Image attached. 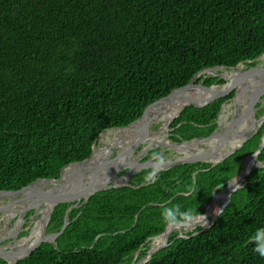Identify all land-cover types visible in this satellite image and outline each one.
I'll list each match as a JSON object with an SVG mask.
<instances>
[{"label": "trees", "instance_id": "trees-1", "mask_svg": "<svg viewBox=\"0 0 264 264\" xmlns=\"http://www.w3.org/2000/svg\"><path fill=\"white\" fill-rule=\"evenodd\" d=\"M262 53L264 0H0V190L58 177L64 165L91 154L101 132L133 122L148 104L186 85L197 72L216 66L229 70ZM225 74L231 79L234 73ZM197 82L210 86L224 80L202 73ZM232 96L200 108L187 105L169 122L182 103L166 120L168 139L212 134L222 104ZM154 123L162 128L155 117L137 128L152 130ZM260 136L264 141V123L212 167L209 162L176 165L151 181L145 177L153 170L145 169L127 185L95 193L68 212L71 222L57 238V248L41 243L14 264H130L138 248L140 260L144 247L166 226L163 209L180 204L181 211L207 212L213 190L220 189L219 198L242 169L241 159L245 166L252 162ZM158 152L151 149L142 159ZM258 159L264 163V147ZM83 167L68 165L63 179ZM68 206H54L47 232L60 229ZM259 227H264L262 167L233 193L209 228L176 239L145 264H264L249 242ZM7 263L0 258V264Z\"/></svg>", "mask_w": 264, "mask_h": 264}, {"label": "bare ground", "instance_id": "bare-ground-1", "mask_svg": "<svg viewBox=\"0 0 264 264\" xmlns=\"http://www.w3.org/2000/svg\"><path fill=\"white\" fill-rule=\"evenodd\" d=\"M224 71H230L225 70ZM223 71V72H224ZM210 72H217V70H209L208 74H211ZM231 79H227L226 76L223 73L222 77L226 79V81L223 84L220 85H213L211 88L206 89L205 87L201 86V84H198L197 86H194V82L180 90H183L178 96L172 98L169 102L168 96L167 98L159 101L154 105L152 110L141 116L138 120L135 122L125 126V127H119L115 129H108L105 132H101L100 140L102 143H104V146H100V142H98L93 150V153L89 159H87L83 163H78V165H84L83 170H81L78 173H72L70 176L63 179V172L64 169L61 171V177L60 180H50L46 183H52V185L49 188H45V186L38 187V188H32L16 191L15 193L6 195L7 197H13L11 195L17 194L16 200H14L10 205H2L0 204V208H2V212L5 213L6 216L14 217L15 214H19L23 212V210L32 207V206H38L37 212L41 214L40 220L38 222H35L34 220L33 229L31 233H29L28 236L24 237L22 240V243H25L26 241L32 242L33 240H36L42 236V227L44 222L48 219V216L53 209V207L59 202L67 199V195L69 193H74L83 190L88 183L92 179V168L99 163L107 154L113 153L116 149L125 151L120 159L126 160L132 157L134 149H136L137 146L143 145L146 146H152L156 143H166L165 138H157L158 133H162L168 129L166 125V120L175 112V110L183 103L182 108L179 110V112L190 102H203L205 101L211 94H214L218 91L224 90L227 87H229L232 82L235 83V94H234V103L237 105V109L240 108V110L236 111L233 110L229 115V120L224 121V118H226V114H223L222 109V122L220 123L223 126V130L227 129L230 121V126L228 127L226 139L224 141V144L219 149V153L227 152L228 150L232 149L236 145H238L240 142H242L248 135L251 133L255 127L256 123L255 121H251L253 114L255 115L254 111V105L255 103L260 99L259 97L264 93V69L259 71H251V72H233ZM258 75V76H257ZM257 76V77H256ZM230 77V76H228ZM252 85V86H250ZM240 89V91H238ZM179 90V91H180ZM194 91L198 92L197 95L188 96V91ZM177 92V91H176ZM238 92V93H237ZM167 102V103H166ZM169 105V109L166 111V108ZM250 105H253L252 109H248ZM229 106V105H228ZM227 106V107H228ZM158 110L156 113L154 111ZM179 112L175 115L177 116ZM226 112V109L225 111ZM228 114V112H227ZM175 116L173 118H175ZM256 116V115H255ZM151 117H155L158 119L161 124L162 128L158 131L153 130H144V129H138L139 123H147L150 121ZM172 118V119H173ZM171 119V120H172ZM171 120L169 122H171ZM99 138V137H98ZM218 140V135L216 134L214 137L210 139H201V140H193L190 142H186L180 145H176L177 150L180 153H191L192 149H196V147H199V145H206V147H213ZM259 150V149H258ZM258 152V151H257ZM218 153V154H219ZM257 155V153H256ZM256 155L251 163L245 166V168L249 169L256 163ZM119 166L117 164H113L109 167H107L102 173L100 174V181L107 179L110 177L112 173L118 168ZM135 168V167H133ZM240 176H237L235 180H238ZM120 179H118L119 181ZM233 183V182H231ZM48 189H54L56 191H59V194L50 196L44 199H38L37 197V191H44ZM230 192L229 188H225L223 194L215 199V197L212 199V205L210 209L203 213V215L208 218V221L218 213V211L222 208V206L225 204L228 193ZM4 197H1L2 199ZM219 201L217 207L216 201ZM22 221V218L17 219V224L15 223L11 229V232H7V236L9 237L13 235L20 226V223ZM177 230L178 234H184L186 233V230L183 231L181 228H167L166 232L171 233L172 231ZM1 238V237H0ZM166 239V233L162 234L158 237H156L152 243H151V250H154L155 248L161 246ZM22 243L18 244L15 248L12 250L6 252L7 259L9 261V264H12V261L18 257L19 255L25 254L28 250V246L24 244L23 246H20ZM27 246V247H26ZM4 249V247L0 244V250ZM150 250V249H149ZM14 253V254H12ZM147 254L141 258L140 260L136 261L137 255L133 257L130 264H141L145 261L147 258Z\"/></svg>", "mask_w": 264, "mask_h": 264}, {"label": "water", "instance_id": "water-1", "mask_svg": "<svg viewBox=\"0 0 264 264\" xmlns=\"http://www.w3.org/2000/svg\"><path fill=\"white\" fill-rule=\"evenodd\" d=\"M260 57H264V53L258 55L253 60H248L246 62H239L235 66L230 67L229 70H234L235 68H237L238 65H242V64L243 65H247L250 62L256 61ZM223 68L224 67H222V66H216V67L206 68V69H203V70L197 72L186 85L178 87V88H175L170 93H168L167 95H165V96L153 101L152 103L148 104L144 108V110L142 111L140 117L142 116V114L144 113L145 109L149 105L160 101L162 98L167 97L168 95H170L175 90L182 89V88H185V87L191 85L194 82V80L196 78H198L203 72L208 74L209 70H217V72H210V73L213 74V75H218V76L220 75L222 77L223 75H221V72H219L218 70H224ZM263 68L264 67H260V66L254 65V66H251V67L247 68L244 71H247V72L259 71V70H261ZM225 70H227V69H225ZM200 84H201V86L205 87L206 89H209V88H211L214 85V84H212L210 86H206V85H204L202 83H200ZM234 87H235V83L232 82V84L229 87H227L224 90H221V91H218V92L214 93L213 95L208 97L205 100V102H203L202 104L196 105V104L190 103L188 105H193V106L198 107V108L203 107V106L207 105L208 103H210V102H212V101H214V100H216V99H218L220 97H224V96L230 94L234 90ZM232 97H233V102H234V96H232ZM263 98H264V96H263ZM252 107H253V105H250V107L248 109L251 110ZM222 109H223V104L221 106V109H220V112L218 113L217 118L219 117L220 113L222 112ZM235 109H236V111L240 110V108L237 109V105L236 104L234 105V110ZM140 117H138L136 120H138ZM253 118H254V121H255L254 123H256L255 129L251 133H249V135L242 142H240L238 145H236L232 149L228 150L227 152L219 153V149L224 144V141H225L226 135H227V131H228V127L230 126L231 119L229 121V125H228L227 129H224V130L221 129V130H218L216 132L214 131L212 134H210V135H208L206 137H202V138H193V139H190V140H183V141H180V142H171L169 144L168 143H156V144H154L152 146H146V147L140 148L137 153H134L132 155V157H130L129 159H126V160L120 159L122 154L125 152V151H122V150H118L117 149L113 153L107 154L101 161H99V163H97L92 168V170H93L92 179H91V181L88 183V185L83 190L78 191V192H74V193H69L67 195V199L58 202V203H60V202L69 203V206H68V208L66 210V213H65L63 224L61 225L60 229L58 231H55V232H47V224H48V221L50 219V215H51V212L53 210L52 209L50 214H49V216H48V219L43 224L42 236L40 238L36 239V240H33L32 242L26 241L25 244L28 246L27 252L25 254H22V255H19L18 257H16L12 261V264H14L16 261H18V260L26 257L27 255H29L41 243H49V244H52L55 248H57V245H56L57 238L64 232L66 226L71 222V220L68 217V212L71 210V208L78 206L79 202H81V204H86L88 199L90 198V196L94 195L95 193H97V192H99L101 190H105V189H108V188H116V187H119V186H122V185H127L128 181H129V179L131 177H133L135 174H137V173H139V172H141V171H143L145 169H152L154 171V174L156 175L159 171H161L163 169H168L170 167H173V166H176V165H181V164H195V163H206V162H209V163H211L210 167L214 166L218 161L223 160L228 155L232 154L234 151H236L239 148H241L251 138L253 132L257 131L260 128V126L264 123V110L258 116H255L253 114ZM136 120H134L133 122H135ZM133 122H131V123H133ZM131 123H129V124H131ZM166 131H167L166 135H168V129ZM216 134L218 135L217 143L211 148L207 147L204 151L198 152V151H194V149H192L191 153L184 154V153H180L177 150V148H176V145H180V144H183V143H186V142H190V141H193V140L210 139V138L214 137ZM98 137L94 141L91 154L88 157H86L85 159H82L80 161L70 162V163L64 165L61 168L58 177L39 178V179H36V180L30 182L27 185L18 186L16 188H14L13 190H0V198L6 196L8 194L15 193L16 191L25 190V189H30L31 190L32 186L34 185V183H36L38 181L46 182V181H50V180H60L61 171L66 166L72 165V164L83 163V162H85L87 159H89L91 157V155L93 153V150H94V147L97 144ZM139 146H137L136 149ZM257 147H258L259 150H258L256 158H255L256 163L252 167H250L249 169L248 168L246 169L245 165L243 163L244 158L241 159L242 169L240 170L239 173H237L235 176H233L231 179H229L227 181L226 185L223 187V188H229L230 189V192L228 193V198H227L225 204L218 211V213L216 215H214L210 219V221L207 223V226L203 227V228H200V229H198L196 231H191L188 234L175 233V236L172 239H170V233L166 232V229H167V225H166L164 227V230L162 231V233H160L159 235H156V236L151 238V242L149 244V249L150 250L146 252V254L148 256L145 259V261L143 263H141V264H145L151 257L154 256V254L156 255L157 253L163 251L165 248H167L169 245H171L176 239H179V238L180 239H187V238H190V237H192L194 235L202 233L215 222L216 218L224 210V208L226 207V205L230 201L233 193L235 191H237L238 189L242 188L248 182L249 177L252 175L253 171L257 167L264 168V163L258 159L259 154H260L261 150L264 147V141H262L261 136H260V138H259V140L257 142ZM154 148H158L159 149V152L157 154H160V155H162L163 150L167 149V148L177 151L178 153H180V155H178L177 157H174V158H165V162L163 163V165L159 169H155L154 170L153 169V156L149 157V158H147L145 160L142 159V157L140 156L141 154L147 153L150 149H154ZM138 155H139V157H138ZM113 164H117L119 167L114 171V173H112L110 175V177L100 181L99 179H100V174L102 173V171H104L107 167H109V166H111ZM133 167H135V168H133ZM237 176H240V178L238 180H235V178ZM118 179H120V180L118 181ZM231 182H233V183H231ZM219 190L220 189L215 188L213 190V192H212V195L206 200V202H209L210 200H212L215 197V195L219 192ZM36 194H37L38 199H44V198L59 194V191H56L54 189H48V190H44V191H37ZM30 208H34V206H32ZM2 211H3L2 208H0V212H2ZM23 216H24V212L19 213V218H22ZM77 217H78V215L73 220H75ZM21 222H23V219H22ZM165 233H166V241H165V243H163L161 246L155 248L154 250H151L152 241L156 237H158V236H160L162 234H165ZM0 241H1V238H0ZM16 246H17V243L9 245L8 247L2 246V247H4V249L0 250V258L5 259L8 262L7 264H9V261H8L7 256H6L5 253L10 251V250H12ZM140 250H141V248H138L133 253V255L139 254ZM121 263H118V264H121Z\"/></svg>", "mask_w": 264, "mask_h": 264}, {"label": "rangeland", "instance_id": "rangeland-1", "mask_svg": "<svg viewBox=\"0 0 264 264\" xmlns=\"http://www.w3.org/2000/svg\"><path fill=\"white\" fill-rule=\"evenodd\" d=\"M255 65L257 66H260V67H264V57H260L258 58L256 61H255ZM254 66V65H253ZM251 67L250 65H240V66H237V68H235L233 70V72H236L235 70H238V69H241L240 71L238 72H243L244 70H246L247 68ZM225 69V68H223ZM264 69V68H263ZM262 70V69H261ZM219 72H221V74L225 73L224 70H218ZM224 71V72H223ZM204 74H207L205 72H203ZM210 75H213V74H210ZM226 75V74H224ZM233 75V74H232ZM218 76V75H216ZM258 76V75H257ZM256 76V77H257ZM220 78H222L224 80V82L226 81L225 78L221 77L219 75ZM227 79H230V77L226 76ZM195 81L197 82V78L195 79ZM197 83H200V82H197ZM222 84V83H221ZM214 85H220V84H214ZM233 93V96H234V93H235V88L234 90L231 92ZM264 93L259 97V101H257L254 105V111H255V115L258 116L260 115V113L264 110ZM229 105V106H228ZM234 102H233V97H231L228 101H226L224 104H223V107H226V112H223V114H226V118H224V121H228L229 120V115L230 113L234 110ZM187 106V105H186ZM228 106V107H227ZM158 111V110H157ZM156 111V112H157ZM228 112V114H227ZM222 113V112H221ZM220 113V114H221ZM222 114V115H223ZM222 115L220 117L217 118V128L215 130L218 131V130H221L223 128V126L220 124L222 122ZM251 121H254V118L252 117ZM170 125V124H169ZM222 127V128H221ZM261 127V126H260ZM115 129V128H113ZM151 129L154 130V131H158L159 129V123H154L152 126H151ZM260 129V128H259ZM107 131V130H105ZM104 131V132H105ZM168 131H169V127H168ZM258 131V130H257ZM257 131H254L252 136L257 132ZM167 132V131H166ZM101 134H99V138L97 140V143L100 142V146H104V143L101 142L100 136ZM251 136V137H252ZM165 138L166 139V143H171L170 140H168V135H166L165 131L162 132V133H158L157 135V138ZM144 146L143 145H140L137 149L134 150L133 154L134 153H137L139 151L140 148H143ZM206 145H199V147H196V149H194V151H198V152H201V151H204L206 149ZM117 150V149H116ZM151 150V149H150ZM147 154V153H143L141 154L140 156L143 158L144 155ZM162 155L164 156V158H174V157H177L178 155H180V153H178L177 151L173 150V149H164L163 152H162ZM139 157V155H138ZM52 185V183H49L47 185H45V188H49L50 186ZM17 197L13 196V197H7V196H4V198L0 199V204L2 205H10V204H14L12 203L14 200H16ZM58 204V203H57ZM78 204V203H77ZM37 209H38V206H35L34 208H27L25 210H23L24 212V216L22 217L23 219V222L20 223V226L19 228L14 232L12 233L13 235H11V237H5L7 236V232L10 231L11 232V229L13 227V225L16 223L17 224V219H20L19 218V214H15L14 217H9V216H6L4 212H0V237H1V241H0V244L1 246H4V247H8L9 245H12L14 243H22V240L24 237L28 236L29 233H31L32 229H33V222L34 220L36 219L35 222H38L40 220V215L42 214H39L37 212ZM30 210H33L32 213L28 216V212ZM39 219V220H38ZM207 221H208V218H207ZM27 224V226L24 228L23 226ZM26 229H29L28 230V233L26 235H22V231L23 230H26ZM193 228H181V230L183 231H187V230H191ZM175 232H178L177 230H174L170 233V235L172 233H175ZM25 243H22L20 246H23ZM27 247V246H26ZM147 248V251H149V248L148 246H145ZM144 247V248H145ZM14 254V253H12Z\"/></svg>", "mask_w": 264, "mask_h": 264}, {"label": "clouds", "instance_id": "clouds-1", "mask_svg": "<svg viewBox=\"0 0 264 264\" xmlns=\"http://www.w3.org/2000/svg\"><path fill=\"white\" fill-rule=\"evenodd\" d=\"M165 158L160 154H153V169H159ZM155 174L149 172L145 177L146 180H154ZM198 189H193L197 192ZM164 223L169 228H195L197 225L203 228L207 226V218L205 215L200 214L196 211V207H184L181 211V205L176 204L173 207H165L161 213ZM249 242L254 245L253 252L258 254L261 258H264V227H259L255 229L254 233L249 237Z\"/></svg>", "mask_w": 264, "mask_h": 264}, {"label": "flooded vegetation", "instance_id": "flooded-vegetation-1", "mask_svg": "<svg viewBox=\"0 0 264 264\" xmlns=\"http://www.w3.org/2000/svg\"><path fill=\"white\" fill-rule=\"evenodd\" d=\"M172 234H173V233H172ZM172 234H171V235H172ZM171 235H170V236H171ZM150 242H151V241H150ZM150 242H149V244H150ZM145 248H146V247H145ZM145 248H144V249H145Z\"/></svg>", "mask_w": 264, "mask_h": 264}]
</instances>
